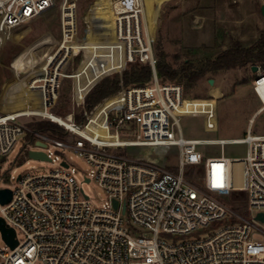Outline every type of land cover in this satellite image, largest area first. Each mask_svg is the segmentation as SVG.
<instances>
[{
  "label": "built area",
  "instance_id": "1",
  "mask_svg": "<svg viewBox=\"0 0 264 264\" xmlns=\"http://www.w3.org/2000/svg\"><path fill=\"white\" fill-rule=\"evenodd\" d=\"M57 1L0 0V34L34 20ZM60 1L59 46L27 82L37 96L25 107L0 113V156L6 157L20 137L28 145L40 146L33 149L44 151L52 161L45 150L49 144L71 148L92 167L85 181H97L106 198L97 205L85 193L75 177L72 155L62 156L58 167L48 172L20 174L9 187L11 200L0 202V217L15 229L18 240L14 248L0 245V264H264V242L256 238L257 234L264 239V219L258 218L264 213V135L249 129L242 138L184 136L179 121L183 115H202L207 130L217 128L216 99L189 97L182 84L160 81L145 0H113L115 38H104L101 19L94 18L98 38L92 41L78 38L77 1ZM80 54L79 65L64 71ZM136 62L151 66L152 79L131 86L121 79L117 92L85 111L84 120L77 122L76 108L89 91L102 78L122 75ZM263 72L261 67L254 82L262 108L264 99L257 89ZM64 78L72 80L73 109L61 115L54 107ZM39 119L65 127L67 138L34 130L31 122ZM227 142L248 144L246 156L205 157L198 148ZM127 146L164 151L177 146L178 168L169 170L146 158L111 151ZM189 166H203L198 184L186 177ZM236 190L248 194L249 217L223 200ZM195 232L199 236H192Z\"/></svg>",
  "mask_w": 264,
  "mask_h": 264
},
{
  "label": "rangeland",
  "instance_id": "2",
  "mask_svg": "<svg viewBox=\"0 0 264 264\" xmlns=\"http://www.w3.org/2000/svg\"><path fill=\"white\" fill-rule=\"evenodd\" d=\"M76 1L79 40L85 39L86 36L88 41L98 38L94 18L101 19L99 23L103 26L104 38H115V31L107 26V21L114 17L113 0ZM60 5L61 1L58 0L34 20L0 34V113L8 109L14 111L25 107L37 96L27 82L33 77V72L45 63L46 55L54 52L59 46ZM145 17L147 29L149 28L154 39L155 52L157 55L162 54L166 62L173 67L181 66L187 59L198 60L215 54L236 41L243 46H250L264 33V15L261 13L259 0H145ZM85 18L89 23L88 35ZM81 59V54L71 58L63 70L71 72L79 65ZM257 65L260 68L256 72L252 70V65L248 64L210 75L208 77L215 80L213 84L206 80L207 77L190 87L179 82L189 97H213L217 104L216 129L207 130L202 115H183L179 121L184 136L199 139L242 138L249 129L255 134L264 135V109L256 112L263 103L254 87L264 64ZM24 67L26 71L18 70ZM120 77L122 79L123 74ZM215 87H218L221 93L216 95ZM71 88L72 80L64 78L58 104L66 99L68 102ZM11 94L13 96H10ZM81 108L77 107L76 111L79 112ZM72 109L71 101L67 112L61 111L58 105L54 107V111L62 115H66ZM175 134L178 135L177 129ZM64 138H67V134ZM29 147L39 149L40 146L28 145L25 139L20 137L6 157L0 156V188L13 187L17 177L22 173L48 172L58 167L62 156L69 158L72 155L75 177L82 182L85 193L94 204L101 205L104 202L106 194L97 181L94 179L85 181V174H91L92 167L84 157L78 156L71 148L63 149L49 144L45 150L54 160L38 159L24 153ZM198 148L205 157L221 154L228 157H244L248 151V144L203 143ZM111 151L131 158H146L169 170L178 168L177 146L170 147L168 151L153 146H127L112 148ZM200 167L204 174L203 166L187 167L186 177L196 184L199 183ZM223 200L242 215L247 217L251 215L247 192L236 190L223 197ZM192 236H199V232ZM256 238L264 242L261 235L256 234ZM0 245L9 248L1 231Z\"/></svg>",
  "mask_w": 264,
  "mask_h": 264
},
{
  "label": "trees",
  "instance_id": "3",
  "mask_svg": "<svg viewBox=\"0 0 264 264\" xmlns=\"http://www.w3.org/2000/svg\"><path fill=\"white\" fill-rule=\"evenodd\" d=\"M155 47V46H154ZM157 71L160 81H171L182 83L186 87L195 85L201 78L217 74L221 71L235 67H243L248 64H264V33L250 46H243L236 41L215 54L208 55L198 60L187 59L179 67H173L166 62L162 54L156 53ZM210 78V77H209ZM152 79V70L149 64L139 62L129 64L123 72L122 81L124 85H143ZM121 77L119 73L102 78L86 95L84 104L79 112H75V119L81 122L85 118V111H89L104 97L117 92L120 89ZM70 96L66 101L56 104L61 111H68ZM59 113V112H57ZM62 115V114H61ZM34 130L47 133L56 138H64L67 134L65 127L50 119H39L31 122ZM33 134L28 135L32 139ZM195 166H191L193 168ZM177 170V169H176Z\"/></svg>",
  "mask_w": 264,
  "mask_h": 264
},
{
  "label": "water",
  "instance_id": "4",
  "mask_svg": "<svg viewBox=\"0 0 264 264\" xmlns=\"http://www.w3.org/2000/svg\"><path fill=\"white\" fill-rule=\"evenodd\" d=\"M261 13L264 15V5H261ZM251 68L253 71L256 72L259 70L260 67L255 64V65H252ZM208 80H209L210 84L214 83V78H209ZM38 145H42V144L38 143ZM28 155L30 157L38 158V159H44V160L49 159L48 155L42 150L30 149V150H28ZM12 195H13V191L11 188H9V187L0 188V202L1 203L9 202L12 198ZM114 205L115 206L118 205V202L116 200L114 201ZM123 210H125V206H124ZM258 218L263 220L264 219V213L260 212L258 214ZM0 231L2 233L4 240L10 245L11 248H14L17 246L18 240L16 238L15 229L13 227L8 226L2 217H0Z\"/></svg>",
  "mask_w": 264,
  "mask_h": 264
},
{
  "label": "bare ground",
  "instance_id": "5",
  "mask_svg": "<svg viewBox=\"0 0 264 264\" xmlns=\"http://www.w3.org/2000/svg\"><path fill=\"white\" fill-rule=\"evenodd\" d=\"M114 20H115V16L113 18H111L110 20L107 21V26L108 27H111L115 31V21ZM146 23H147V21H146ZM147 26H148V24H147ZM261 77H262L261 78V81H260L261 84L258 86V89L257 90H258L260 96L264 99V72L262 73ZM55 119L56 120H62L59 117H55ZM236 166L239 169L240 168V163H236ZM238 181H240V177L239 176H238Z\"/></svg>",
  "mask_w": 264,
  "mask_h": 264
},
{
  "label": "crops",
  "instance_id": "6",
  "mask_svg": "<svg viewBox=\"0 0 264 264\" xmlns=\"http://www.w3.org/2000/svg\"><path fill=\"white\" fill-rule=\"evenodd\" d=\"M207 77V81H208V79H209V77L208 76H206ZM204 78V77H203ZM203 78L202 79H200V80H203ZM215 81V80H214ZM214 93L217 95V94H219V93H221V90L218 88V87H215V89H214ZM261 108H262V106H260L258 109H257V111L256 112H258V111H260L261 110ZM262 109H264V108H262Z\"/></svg>",
  "mask_w": 264,
  "mask_h": 264
}]
</instances>
